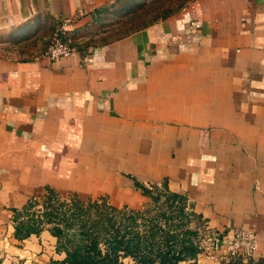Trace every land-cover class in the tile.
Wrapping results in <instances>:
<instances>
[{"label": "crops", "instance_id": "1", "mask_svg": "<svg viewBox=\"0 0 264 264\" xmlns=\"http://www.w3.org/2000/svg\"><path fill=\"white\" fill-rule=\"evenodd\" d=\"M123 1L0 0V261L63 258L45 228L15 238L14 209L47 190L137 208L132 180L165 183L214 232L196 264L264 260V0H190L115 33ZM60 25L78 53L49 60ZM237 229L249 257L227 251Z\"/></svg>", "mask_w": 264, "mask_h": 264}, {"label": "trees", "instance_id": "2", "mask_svg": "<svg viewBox=\"0 0 264 264\" xmlns=\"http://www.w3.org/2000/svg\"><path fill=\"white\" fill-rule=\"evenodd\" d=\"M132 182L149 199L142 209L116 207L105 197L58 200L47 190L41 212L28 211L31 201L13 210V235L22 239L45 228L56 239L55 251L63 253L58 264H196L202 252L200 215L186 210L185 197L168 190L165 183L157 189L156 184ZM19 214L23 216L18 218ZM226 264L264 260L236 258Z\"/></svg>", "mask_w": 264, "mask_h": 264}, {"label": "rangeland", "instance_id": "3", "mask_svg": "<svg viewBox=\"0 0 264 264\" xmlns=\"http://www.w3.org/2000/svg\"><path fill=\"white\" fill-rule=\"evenodd\" d=\"M188 1L190 0H124L116 11H113L110 16L104 18L103 24L111 25L119 22L118 25L115 26V33H124L131 29L141 27L152 21L164 18L166 15L176 12ZM52 31L50 32L48 39H46V42L42 39V44L43 42H45V44L41 48V53L48 44ZM159 185L157 189H160ZM47 192L48 191H46L37 199L30 200L32 202L28 210L30 213H38L42 211L43 199ZM53 193L56 195L55 198L58 200H66L68 197H70V195L62 196L56 194L55 192ZM148 201V198L144 199V201H142V205L137 208L142 209L144 205L148 203ZM186 210L192 211L188 205L186 206ZM17 216L20 218L23 216V214H19ZM199 223L198 237L199 245L202 248V251L205 252L213 250L215 247L216 235L206 227L204 220H200Z\"/></svg>", "mask_w": 264, "mask_h": 264}, {"label": "built area", "instance_id": "4", "mask_svg": "<svg viewBox=\"0 0 264 264\" xmlns=\"http://www.w3.org/2000/svg\"><path fill=\"white\" fill-rule=\"evenodd\" d=\"M78 47L73 43L70 37L64 36L62 25L55 28L50 36L42 55L49 60H55L60 57L74 56L78 53ZM256 247L254 235L247 230L237 229L233 231L230 242L227 244L229 254H238L243 257H249ZM0 264H4L0 261ZM8 264H20L19 261H13Z\"/></svg>", "mask_w": 264, "mask_h": 264}]
</instances>
